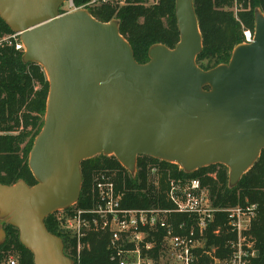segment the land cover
<instances>
[{"label":"water","instance_id":"obj_1","mask_svg":"<svg viewBox=\"0 0 264 264\" xmlns=\"http://www.w3.org/2000/svg\"><path fill=\"white\" fill-rule=\"evenodd\" d=\"M65 0H0V18L20 33L23 64L48 82L43 124L28 154L34 185L0 183L4 225L18 231L33 264H74L45 218L77 203L81 162L113 155L135 177L138 156L184 173L223 165L234 188L264 150V13L254 35L228 62L202 69V35L193 0H175L179 40L155 43L139 63L118 19L101 22L86 8L61 13Z\"/></svg>","mask_w":264,"mask_h":264},{"label":"trees","instance_id":"obj_2","mask_svg":"<svg viewBox=\"0 0 264 264\" xmlns=\"http://www.w3.org/2000/svg\"><path fill=\"white\" fill-rule=\"evenodd\" d=\"M72 1L80 5L87 0ZM239 1L242 3L239 19L253 29L254 9L259 7L264 13V0ZM193 3L202 35V51L196 63L202 69H209L228 62L233 48L243 40L240 23L230 11V0H193ZM174 7L175 0H157L149 5L136 0L122 7L103 5L91 8L89 12L101 22L118 19L120 34L131 45L135 59L144 63L148 61L147 52L151 45L161 43L173 48L178 42ZM11 32L0 18V36ZM21 55L13 47H0V183L6 185L14 184L18 179L25 180L28 185L35 184L27 159L34 138L43 124L48 93L43 69L35 63L23 64ZM156 161L149 156H138L136 174L132 177L114 157L99 154L83 160L81 192L75 206H92L93 176L103 166L117 170L116 187L123 193L121 205L126 208L171 206L164 201L167 174L172 177L198 178L209 189L217 205L234 206L246 201L258 204L257 215L249 229L243 233V240L255 250L252 263L264 264V150L232 189L227 188V168L223 165H211L186 174L176 164L166 161L160 162L163 172L155 186L147 167ZM55 214L45 218L46 228L62 239L64 253L72 257L70 248L73 241L61 231ZM177 218L180 220L183 216L178 215ZM223 221V215L218 216L207 235V246L216 248L212 255L218 258L227 256L229 252L225 247L226 242L234 238L225 232ZM217 225L220 226L219 233L212 234L211 230ZM6 232L7 240L0 246V264L9 250L17 252L18 264H33L32 253L19 242L17 229L6 225ZM87 240L89 248L81 252L79 264H110L106 250L107 234L91 233ZM210 257L208 254L201 255L199 264H209L212 261Z\"/></svg>","mask_w":264,"mask_h":264},{"label":"built area","instance_id":"obj_3","mask_svg":"<svg viewBox=\"0 0 264 264\" xmlns=\"http://www.w3.org/2000/svg\"><path fill=\"white\" fill-rule=\"evenodd\" d=\"M136 0H87L75 5L65 0L61 13L79 8H96L103 5L122 7ZM154 4L157 0H141ZM230 11L240 23L243 43L253 40L254 30L244 25L238 16L242 10L239 0H230ZM10 46L23 53L24 45L19 32L0 36V47ZM106 157H114L107 155ZM115 158V157H114ZM162 160L148 165L147 170L159 183L163 172ZM117 170L103 166L93 176L91 207L75 206L67 211H57L55 219L61 231L73 241L72 259L80 263L81 252L89 248L87 240L91 233L107 234L106 250L110 264H199L203 254L211 256L209 264H254L251 259L255 250L245 244L243 233L249 229L258 212L256 202L246 201L234 206H220L214 203L209 189L198 178L172 177L167 174L164 201L171 206H149L126 208L121 205L123 193L116 187ZM183 216L182 219L177 217ZM223 215L225 232L233 235L226 242L227 256L214 257V246H207V235ZM220 226L211 230L218 234ZM7 264H18L10 257Z\"/></svg>","mask_w":264,"mask_h":264},{"label":"rangeland","instance_id":"obj_4","mask_svg":"<svg viewBox=\"0 0 264 264\" xmlns=\"http://www.w3.org/2000/svg\"><path fill=\"white\" fill-rule=\"evenodd\" d=\"M64 7H65V3H64ZM7 240V237H6ZM12 257L13 259H15L18 263V254L16 251L14 250H9L4 254V258L2 259L3 263L2 264H7V260Z\"/></svg>","mask_w":264,"mask_h":264},{"label":"flooded vegetation","instance_id":"obj_5","mask_svg":"<svg viewBox=\"0 0 264 264\" xmlns=\"http://www.w3.org/2000/svg\"><path fill=\"white\" fill-rule=\"evenodd\" d=\"M4 230H5V232H6V225H4ZM6 237H7V232H6Z\"/></svg>","mask_w":264,"mask_h":264}]
</instances>
